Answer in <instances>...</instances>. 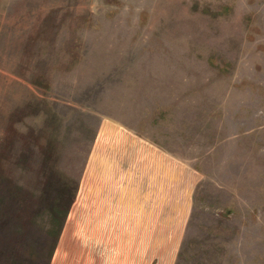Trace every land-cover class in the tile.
Masks as SVG:
<instances>
[{"label":"rangeland","instance_id":"obj_1","mask_svg":"<svg viewBox=\"0 0 264 264\" xmlns=\"http://www.w3.org/2000/svg\"><path fill=\"white\" fill-rule=\"evenodd\" d=\"M264 264V0H0V264Z\"/></svg>","mask_w":264,"mask_h":264},{"label":"crops","instance_id":"obj_2","mask_svg":"<svg viewBox=\"0 0 264 264\" xmlns=\"http://www.w3.org/2000/svg\"><path fill=\"white\" fill-rule=\"evenodd\" d=\"M139 249L127 245H92V264H153L144 260Z\"/></svg>","mask_w":264,"mask_h":264}]
</instances>
